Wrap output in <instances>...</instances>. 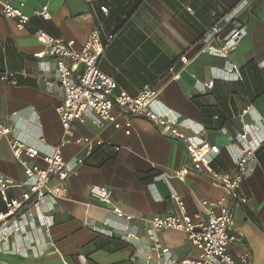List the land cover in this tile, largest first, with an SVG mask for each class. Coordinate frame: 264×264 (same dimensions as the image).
<instances>
[{
	"label": "crops",
	"instance_id": "crops-1",
	"mask_svg": "<svg viewBox=\"0 0 264 264\" xmlns=\"http://www.w3.org/2000/svg\"><path fill=\"white\" fill-rule=\"evenodd\" d=\"M7 1L13 6L23 3V12L31 18L19 31L15 20L0 13V69L16 73L17 79L15 85L0 81V124L14 128L12 136L41 152L50 153L63 138L56 112L63 91L55 60L33 56L43 52L35 38L38 31L72 41L76 51L97 32L104 45L100 70L132 96L146 83L156 86L152 110L178 115L190 144L205 140L218 146L213 166L219 171L235 170L241 112L250 109L245 122L260 117L264 123V0H142L134 9L137 0ZM42 7L47 8L49 19L32 16ZM102 7L108 12L103 13ZM117 7L130 15H119ZM236 10L229 24L220 21V46L237 29V41L227 55L203 51L211 26ZM208 83L212 88L204 87ZM87 115L83 123L73 124V139L99 138L109 146L95 149L90 156L81 143L62 148L69 174L67 195L49 202L46 213L54 225L46 234L43 227L27 223L29 241L20 232L11 234L0 246V264H148L149 259L154 262L155 251L164 248L177 260L195 259L197 252L184 233L155 231L138 219L172 213L171 195H178L189 213H195L200 210L198 199L215 200L225 191L192 172L183 180L172 178L174 171L191 166L186 150L160 136L147 121L130 118L126 135L124 128L114 129L90 111ZM116 117L120 123L125 120V116ZM262 125L251 128L264 132ZM0 172L18 183L25 179L5 137H0ZM92 185L111 190L112 205L133 217L128 232L136 238H127L124 221L92 200L88 193ZM242 189L248 202L233 208L231 231L241 233L243 239L230 243L228 251L234 259L249 251L251 264H264V144ZM25 191L22 185L7 189L6 195L18 198ZM3 206L0 197V210ZM16 224L11 220L5 229ZM96 227L112 231L113 237L98 235Z\"/></svg>",
	"mask_w": 264,
	"mask_h": 264
},
{
	"label": "built area",
	"instance_id": "built-area-1",
	"mask_svg": "<svg viewBox=\"0 0 264 264\" xmlns=\"http://www.w3.org/2000/svg\"><path fill=\"white\" fill-rule=\"evenodd\" d=\"M23 7V3L13 6L7 0H0L1 15L6 19L15 20L16 29L19 31L27 27L31 18L23 12ZM101 11L107 13L104 7ZM237 11L223 15L211 26L204 38L203 51L220 56L227 55L230 47L237 41V29L233 30L220 46L219 41L222 40H220V21L223 24H229ZM32 16L49 19L46 7L34 11ZM35 38L43 47V52L33 56L42 58L48 55L55 60L58 83L63 91V101L56 108L63 138L50 153H44L38 147L12 136L14 128L11 126L0 124V137L7 138L12 157L21 167L25 177L23 182L18 183L0 172V197L4 203L0 210V246L13 233L20 232L29 241L30 231L27 223L43 227L46 234L54 225L53 218L46 213V209L50 200L66 199L65 183L69 174L62 154V148L66 144L71 142L83 144L86 156H90L95 149L109 146V143H104L99 138L73 139V124L87 120V111H90L101 121L111 123L114 129L124 128L126 135L130 134V118L147 121L160 136L179 142L186 150L191 166L174 171L172 178L183 180L188 173L192 172L205 177L225 191L223 196L215 200L198 199L196 202L200 210L195 213H189L184 201L178 195H171L170 200L174 205L172 213L139 218V222L144 227L152 230H175L184 233L197 252L195 259L177 260L172 257L168 249H157L154 262L149 259L148 264H251L249 251H245L240 257L234 259L228 251V246L230 243L243 239L241 233L231 231L232 213L235 206L245 205L248 202V196L244 193L242 185L254 172L257 152L264 144V132L260 129L254 131L251 126L257 127L259 123H262L264 130L262 119L260 117L252 119L251 124L244 121L250 109L246 108L241 112L239 118L242 129L235 136V143L240 149V155L235 161V170L232 173L219 171L213 166V161L220 152L218 146L205 140L197 146L190 144L179 125L178 115L171 111L159 114L152 110L151 106L158 96L156 86L146 83L136 95L132 96L118 88L115 81L100 70L98 64L104 53V45L97 32H93L87 38L80 51L73 49L72 41L54 38L44 31H38ZM111 38L112 36L108 37V39ZM181 60L186 63L184 57ZM176 77L177 75H173V79ZM238 79L239 76L236 75L234 80ZM0 81L15 85L16 73L0 69ZM204 87L212 88V84H204ZM114 91L117 93L114 94ZM116 115L125 116L124 122H118ZM259 133H262L261 137ZM38 141L43 143L44 139L39 137ZM22 185L26 187V191L18 198L7 197V189ZM88 193L97 205L106 209L117 219H122L123 228L128 232V223L133 220V217L112 205V192L109 188L92 185ZM11 220L17 224L11 230H6L5 226ZM94 232L106 238L113 237V232L106 230L105 227H96ZM127 238H136V236L128 232Z\"/></svg>",
	"mask_w": 264,
	"mask_h": 264
},
{
	"label": "trees",
	"instance_id": "trees-1",
	"mask_svg": "<svg viewBox=\"0 0 264 264\" xmlns=\"http://www.w3.org/2000/svg\"><path fill=\"white\" fill-rule=\"evenodd\" d=\"M141 1L142 0H137V2L133 5V9L138 7V5L140 4ZM104 8L107 9V12H108V8L107 7H104ZM117 9L118 10H116V11L119 13V15H122L124 17H128L130 15V13H131L130 11L129 12L125 11L124 10L125 8L117 7ZM100 10H101V8H100ZM130 10L132 11L131 8H130Z\"/></svg>",
	"mask_w": 264,
	"mask_h": 264
}]
</instances>
